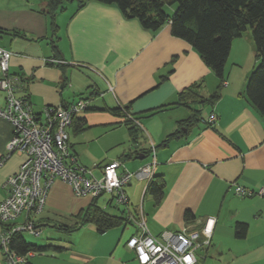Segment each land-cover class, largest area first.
<instances>
[{
    "label": "crops",
    "instance_id": "0c3cea01",
    "mask_svg": "<svg viewBox=\"0 0 264 264\" xmlns=\"http://www.w3.org/2000/svg\"><path fill=\"white\" fill-rule=\"evenodd\" d=\"M46 6L47 0H0V29L8 32L0 34V47L15 54L10 73L28 79L20 95L26 94L39 115L46 107L88 97L93 109L77 117L85 118L84 131L89 127L95 142L103 138V148L95 153L89 148L84 161L77 143L70 142L79 163L95 167L121 161L137 176L126 188L130 201L126 216L133 217L129 224L103 234L94 224H87L96 228L98 236L105 235L87 251L67 242V237L72 239L87 225L71 234L59 231L69 245L38 242L54 247L36 252L30 264H139L127 243L141 233L133 221L140 215L154 236L184 227L200 230L209 218L215 219L211 245L199 250L198 256L196 252V264L201 260L205 264L209 256L216 264H264V196L236 194L237 186L256 193L264 189V119L244 96L247 79L259 64L251 33L233 41L221 98L214 104L199 101L187 107L177 105L181 92L201 84V95L208 98L217 90L219 79L188 42L172 35L170 24L151 32L138 21L126 19L115 6L88 2L80 8L77 1L58 13L56 37L44 12ZM54 39L59 59L69 66L66 85L58 67L62 62H50L55 59ZM5 104L0 90V107ZM120 107H128L129 118L140 129L135 142L122 114L110 111ZM194 111H202L204 119L189 131L184 129V135L165 142ZM213 113L217 120L211 126L206 120ZM73 132L79 135L75 127ZM13 135L12 124L0 118V161L6 158L0 166V204L7 196V180L25 158L19 154L6 157ZM154 162L152 172L144 170ZM157 175L166 181L160 204L147 191ZM56 183L47 196L46 205L51 207L53 194L58 193L52 191ZM107 202L114 203L112 197ZM188 212L193 214L192 220L187 219ZM238 222L248 225L245 238L236 236ZM50 251L55 252L53 256L47 255ZM37 254L41 257H35ZM0 264H8L1 248Z\"/></svg>",
    "mask_w": 264,
    "mask_h": 264
},
{
    "label": "built area",
    "instance_id": "2783aa9c",
    "mask_svg": "<svg viewBox=\"0 0 264 264\" xmlns=\"http://www.w3.org/2000/svg\"><path fill=\"white\" fill-rule=\"evenodd\" d=\"M14 55L0 47V90L6 100L5 106L0 107V118L14 128L6 157L19 154L25 158L18 172L5 184L7 196L0 204V248L8 264H30L29 260L36 253L19 255L10 249L9 244L15 233L41 235L35 221L43 213L47 194L56 180L69 184L79 197L100 198L111 194L112 201L124 206L127 212L130 201L126 188L137 175L128 171L121 161L93 168L79 163L71 149L69 129L73 118L86 110L89 101L84 99L66 106H50L41 115L35 113L30 100L20 95L21 76L10 73ZM50 62L60 61L51 59ZM216 120L213 113L206 121L213 126ZM153 153L156 157V150ZM5 160L0 161V166ZM155 164L146 166L144 170L152 172ZM236 194L241 197L264 196V189L256 193L237 186ZM21 217L24 223L18 225ZM132 218L128 217L130 221ZM133 221L141 233L131 237L127 247L135 252L139 264H196V252L211 245L215 225V219L209 218L200 230L184 227L178 232L164 231L160 236H154L149 232L143 215Z\"/></svg>",
    "mask_w": 264,
    "mask_h": 264
},
{
    "label": "trees",
    "instance_id": "16d2710c",
    "mask_svg": "<svg viewBox=\"0 0 264 264\" xmlns=\"http://www.w3.org/2000/svg\"><path fill=\"white\" fill-rule=\"evenodd\" d=\"M77 1L80 8H83L88 2L115 6L126 19L138 21L145 30L151 32H158L164 26L170 24L172 35L188 42L219 79L217 90L208 98L201 95V84L193 85L181 92L177 105L187 107L191 103L199 101L200 103L205 101L214 104L221 98L225 81H227L225 67L231 53L233 41L236 38L243 37L250 30L259 64L247 79L244 96L264 119V0H47L44 12L50 18L54 36L57 37L58 35L59 25L56 22L58 13L64 10L68 3ZM174 6H177V8L174 14H170L167 7ZM0 34H8V32L0 29ZM14 34L24 36V34L17 32ZM52 44L55 59L60 60L57 39H54ZM60 61L62 63L58 67L62 70L64 85H66L69 80L66 70L69 66L64 64L62 60ZM21 78L20 93L25 92V84L28 80L23 76ZM25 97L29 99L27 96ZM87 98L80 97L81 100H88ZM69 104L72 103H63L62 105ZM90 109L92 110L93 107L89 108L87 106L86 110L89 111ZM110 111L116 115L122 114L121 116L125 118L124 123L129 128L132 140L137 141L140 129L129 118L128 107L112 108ZM194 112L191 117L179 122L180 129L168 136L165 142L171 138L184 135V129L189 131L195 122L204 119L202 111ZM77 115L73 118L71 128L75 127V131L79 133L85 130L87 122L85 118H78ZM165 187L166 181L162 176L152 177L147 191L153 196L156 204H160ZM99 199L92 198L89 206L76 215V223L73 226L64 223L52 224L49 219L44 220L41 218L35 221L36 228L42 229L43 226H47L71 234L87 224H94L97 231L103 234L110 229L129 224L130 220L126 216V210H123L121 215L110 214L99 205ZM186 216L189 220L193 218L191 212L186 213ZM247 230L248 225L246 223L238 222L236 236L245 238ZM9 246L12 251L24 256L30 252L43 253L54 247L29 242L24 232L15 233Z\"/></svg>",
    "mask_w": 264,
    "mask_h": 264
},
{
    "label": "rangeland",
    "instance_id": "374dc122",
    "mask_svg": "<svg viewBox=\"0 0 264 264\" xmlns=\"http://www.w3.org/2000/svg\"><path fill=\"white\" fill-rule=\"evenodd\" d=\"M177 6L174 7H167V10L170 14H174ZM248 33H251L250 30H248ZM252 44L254 43L251 40ZM94 101H90L92 103ZM92 130L87 128L86 131L82 130L80 131L79 135H74L73 128L69 129V135H70V142L72 144L75 142L77 143V150L80 151V154L82 156V159L84 161L87 160V157L89 155L88 151L89 148L92 150V153H95L99 151L103 145V138L101 137L97 142L92 138L93 134L91 132ZM96 132V131H94ZM97 133V132H96ZM149 160V158H147ZM88 168H93L94 166H91L89 164L84 165ZM57 190V195L53 194L54 204L51 207L49 204H45V209L43 213L40 215L39 219L41 218H50L52 221V224H58V223H64L68 225H75L76 223V215L80 212L82 209V206L85 208L86 204H89L92 201V196H77L73 189L67 185V183L57 180V183L52 188V191ZM53 193V192H52ZM48 196V194H47ZM111 194H106L100 197L98 200L99 205L104 208L108 213L120 215L122 211L124 210V206L116 204L114 202L112 205L108 204V199H111ZM79 199V200H78ZM47 201V198H46ZM49 219V220H50ZM24 223V218L21 217L18 219L17 224L21 225ZM25 237L29 242L33 243H48L51 242L55 245H69V243H73L77 248H80L82 251H87L90 249L91 246H94L98 239H102L101 237H104L105 235L98 236L96 234V228L91 227L87 225L86 227L82 228L81 230L75 232L72 235V239H68L67 242H64L63 238H66V236L63 233H60L59 231H56L54 228L43 226L41 230L40 236H33L29 232H24ZM109 237V236H106ZM61 239V241H56ZM55 252L50 251L47 255L53 256ZM198 254H200V251H198ZM57 256V255H56ZM35 257H41L39 254H37ZM207 264H216L217 261L214 260L212 257L209 256L207 259ZM205 263V264H206ZM198 264H204L202 260Z\"/></svg>",
    "mask_w": 264,
    "mask_h": 264
}]
</instances>
